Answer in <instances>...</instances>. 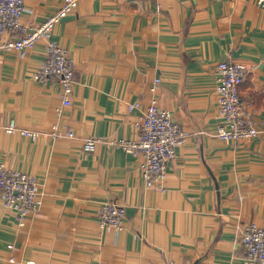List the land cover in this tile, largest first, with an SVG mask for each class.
I'll list each match as a JSON object with an SVG mask.
<instances>
[{"label":"crops","instance_id":"crops-1","mask_svg":"<svg viewBox=\"0 0 264 264\" xmlns=\"http://www.w3.org/2000/svg\"><path fill=\"white\" fill-rule=\"evenodd\" d=\"M61 1L24 0L22 19L39 24ZM51 40L74 63L61 117L60 87L30 75L46 42L0 53V163L35 175L42 193L22 226L0 205V264H242L239 228L264 227V135L215 136V66L250 67L240 96L264 125V0H79ZM151 98L189 132L164 192L142 186L140 158L108 144L137 135ZM10 121L36 140L5 133ZM102 202L124 207L120 229L100 225Z\"/></svg>","mask_w":264,"mask_h":264},{"label":"built area","instance_id":"built-area-1","mask_svg":"<svg viewBox=\"0 0 264 264\" xmlns=\"http://www.w3.org/2000/svg\"><path fill=\"white\" fill-rule=\"evenodd\" d=\"M79 0H62L59 7L41 23L31 25L23 21L24 0H0V53L22 52L32 49L38 41L44 40L43 61L30 74L40 83L54 82L61 89V101L55 114L61 117L62 109L70 106L74 76V63L66 49L51 40L54 28L62 19L73 13ZM159 6L161 0H152ZM250 67L230 60L218 62L215 66L216 113L221 119L215 136L225 143H238L264 135V125H257L252 111L241 100L239 86ZM159 79L154 80V88ZM140 103L128 105V109H139ZM137 135L133 139L109 141V145L140 158L138 174L142 186L153 191H165L164 181L168 163L176 157V149L189 137V132L173 119L169 110L159 107L151 98L134 123ZM52 134L59 136V128L53 126ZM58 129V130H57ZM4 132L17 133L36 140L38 133L19 128L10 121ZM68 137H74L67 131ZM98 141L87 138L82 143L84 153H92ZM42 193L35 175L8 168L0 163V205L13 213L18 226L41 206ZM124 207L114 202H102L97 207V218L105 229L121 228ZM238 244L244 255L242 264H264V227L255 224L239 228ZM8 248H12L10 245ZM12 262V259H10ZM32 264V263H28Z\"/></svg>","mask_w":264,"mask_h":264}]
</instances>
